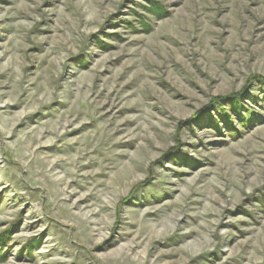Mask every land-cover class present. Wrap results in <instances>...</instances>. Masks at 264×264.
<instances>
[{
    "label": "rangeland",
    "instance_id": "obj_1",
    "mask_svg": "<svg viewBox=\"0 0 264 264\" xmlns=\"http://www.w3.org/2000/svg\"><path fill=\"white\" fill-rule=\"evenodd\" d=\"M264 0H0V264H264Z\"/></svg>",
    "mask_w": 264,
    "mask_h": 264
},
{
    "label": "trees",
    "instance_id": "obj_2",
    "mask_svg": "<svg viewBox=\"0 0 264 264\" xmlns=\"http://www.w3.org/2000/svg\"><path fill=\"white\" fill-rule=\"evenodd\" d=\"M259 83L261 84V86H262V93L264 94V79H260L259 80ZM261 101H263L264 102V97L262 98V100Z\"/></svg>",
    "mask_w": 264,
    "mask_h": 264
}]
</instances>
